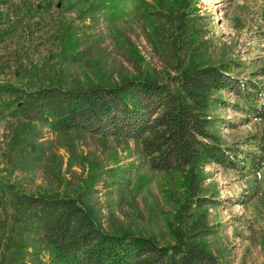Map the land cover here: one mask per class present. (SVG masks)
<instances>
[{
	"label": "rangeland",
	"instance_id": "1",
	"mask_svg": "<svg viewBox=\"0 0 264 264\" xmlns=\"http://www.w3.org/2000/svg\"><path fill=\"white\" fill-rule=\"evenodd\" d=\"M193 2L200 62L226 64L239 83L264 67V0ZM157 9V0H0V86L72 88L160 76L169 63L152 31ZM251 79L264 89V76ZM215 95L226 105L213 106L209 130L232 149L255 150L246 140L264 135V121H245L233 93ZM5 100L0 95V182L29 195L78 196L103 231L171 243L166 193L178 190L177 175L150 171L131 142L54 133L11 117ZM204 172L205 194L217 203L199 209L211 229L200 241L218 264H264V168L207 165Z\"/></svg>",
	"mask_w": 264,
	"mask_h": 264
},
{
	"label": "trees",
	"instance_id": "2",
	"mask_svg": "<svg viewBox=\"0 0 264 264\" xmlns=\"http://www.w3.org/2000/svg\"><path fill=\"white\" fill-rule=\"evenodd\" d=\"M172 3L164 8L157 0L158 9L150 14L153 34L169 63L160 76L72 88L0 86L9 116L40 123L54 133L79 131L131 142L150 171L177 175L178 190L166 193L173 208L167 221L171 243L103 231L78 196L29 195L0 182V211H10L0 218V264H218L200 241L211 229L199 209L217 203L205 194L204 168H264V135L246 140H252L255 150L232 149L209 130L210 111L226 105L215 94L228 91L241 102L235 107L245 121H264V89L251 79L263 77L264 67L239 83L226 64L200 62L196 36L201 17L195 2Z\"/></svg>",
	"mask_w": 264,
	"mask_h": 264
}]
</instances>
